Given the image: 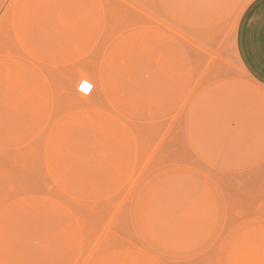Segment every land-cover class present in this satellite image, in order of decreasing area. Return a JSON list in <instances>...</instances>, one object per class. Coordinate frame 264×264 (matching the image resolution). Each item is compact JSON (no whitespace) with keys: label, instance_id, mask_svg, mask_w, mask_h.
Listing matches in <instances>:
<instances>
[{"label":"rangeland","instance_id":"rangeland-1","mask_svg":"<svg viewBox=\"0 0 264 264\" xmlns=\"http://www.w3.org/2000/svg\"><path fill=\"white\" fill-rule=\"evenodd\" d=\"M250 1L0 0V264H264Z\"/></svg>","mask_w":264,"mask_h":264},{"label":"crops","instance_id":"crops-1","mask_svg":"<svg viewBox=\"0 0 264 264\" xmlns=\"http://www.w3.org/2000/svg\"><path fill=\"white\" fill-rule=\"evenodd\" d=\"M237 51L247 73L264 86V0H251L237 31Z\"/></svg>","mask_w":264,"mask_h":264},{"label":"built area","instance_id":"built-area-1","mask_svg":"<svg viewBox=\"0 0 264 264\" xmlns=\"http://www.w3.org/2000/svg\"><path fill=\"white\" fill-rule=\"evenodd\" d=\"M78 90L81 94L85 96H90L94 92L93 85L86 80L81 82Z\"/></svg>","mask_w":264,"mask_h":264},{"label":"bare ground","instance_id":"bare-ground-1","mask_svg":"<svg viewBox=\"0 0 264 264\" xmlns=\"http://www.w3.org/2000/svg\"><path fill=\"white\" fill-rule=\"evenodd\" d=\"M80 79V78H79ZM93 85V89H95V84L94 83H91Z\"/></svg>","mask_w":264,"mask_h":264}]
</instances>
